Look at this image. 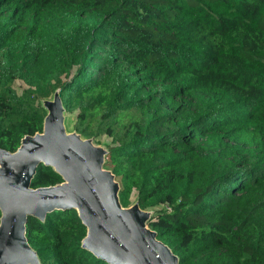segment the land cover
<instances>
[{
    "label": "trees",
    "instance_id": "16d2710c",
    "mask_svg": "<svg viewBox=\"0 0 264 264\" xmlns=\"http://www.w3.org/2000/svg\"><path fill=\"white\" fill-rule=\"evenodd\" d=\"M46 89L179 264H264V0H0V149L42 132ZM85 236L75 209L26 220L40 264H110Z\"/></svg>",
    "mask_w": 264,
    "mask_h": 264
},
{
    "label": "water",
    "instance_id": "95a60500",
    "mask_svg": "<svg viewBox=\"0 0 264 264\" xmlns=\"http://www.w3.org/2000/svg\"><path fill=\"white\" fill-rule=\"evenodd\" d=\"M41 133L22 138L13 153L0 149V264H40L25 237L26 220L53 210L75 209L86 227L81 246L110 264H179L150 230L152 211L120 204V184L104 163L107 150L76 132L67 133L57 93L43 104ZM58 173L61 184L32 189L40 164Z\"/></svg>",
    "mask_w": 264,
    "mask_h": 264
},
{
    "label": "rangeland",
    "instance_id": "374dc122",
    "mask_svg": "<svg viewBox=\"0 0 264 264\" xmlns=\"http://www.w3.org/2000/svg\"><path fill=\"white\" fill-rule=\"evenodd\" d=\"M11 87L15 90V92L18 94V95H22L24 94L25 91H28L29 88L26 87V85L17 80V81H14L11 85ZM32 91V96H34V98L31 96V99L33 101L38 102L42 105L43 107V104L44 102L46 101H51L53 96L57 93V90L55 91H51L49 89H46L44 92H42L41 94H38L36 91L34 90H31ZM74 124V122L72 120H70V116L66 115V113L64 112V126H65V130L67 133H70L72 132V125ZM91 141H92V144L100 149H103V150H107V147L108 146H111V141H110V138L104 136V135H99V136H96V137H92L90 138ZM107 169V168H105ZM108 170V169H107ZM119 182V180H117ZM120 184V182H119ZM134 203V200L131 199L130 200V203L128 206H126L125 208H128L130 207L131 205H133Z\"/></svg>",
    "mask_w": 264,
    "mask_h": 264
}]
</instances>
